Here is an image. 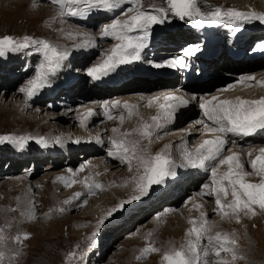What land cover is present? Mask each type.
I'll return each mask as SVG.
<instances>
[{"label":"rangeland","instance_id":"rangeland-1","mask_svg":"<svg viewBox=\"0 0 264 264\" xmlns=\"http://www.w3.org/2000/svg\"><path fill=\"white\" fill-rule=\"evenodd\" d=\"M12 1H15L14 4ZM30 1L31 0H8L7 4L3 3V0H0V36L12 35L17 39H22L23 36L27 35L35 39L47 40L50 43L58 45L61 50L67 49L70 55L68 59L63 62L62 67L56 72V74L50 77L51 86L41 90L38 95L31 99V101L26 98L24 93L20 92V89L25 87L28 80L35 74L38 64L43 60L42 54L36 52L33 48H27L19 52L9 53L6 57H0V69L2 68L0 71V135H30L33 137H45L49 139V141L54 140L56 137H60L62 140L66 137H74L75 140L79 139L83 146L86 145L85 147L87 149L84 147L85 152L93 150L95 155L99 156L98 158L102 160L104 159L102 164L103 167H105V165L109 166V163H112V171H116V173L121 172L119 174L115 173L116 175L114 176H110L112 171L110 173L108 171H102L100 173H96L95 171L90 172L88 170L89 159H86L88 157L86 154H81L84 152L81 151V149H78L74 155V161H76V163L70 168L73 172L77 173L74 177L77 180V183L70 188H65L62 183L58 182V177H61L62 175L69 177L68 164L71 162H69L65 156L58 157L60 160L56 157L53 159H46L47 157L45 155L47 154L44 153V155H42V153H34L28 150L27 152L30 153L17 157V154L14 155V153H10L12 152V147L15 146L8 143L0 144V228L5 229L4 234L9 238L15 237L17 234H27L30 237L27 240H23L22 244H16L11 239L8 240L7 247L3 249L6 256L11 257L16 252H18L19 255H16L12 260H6L5 264H160L163 251L168 247L170 241L177 247L184 241L185 233L190 227L187 220L189 218H199L198 216L200 213L193 210V207L192 209H187L188 206H190V200L191 202H196L193 201V199L195 200L197 197L194 195L191 196V194L196 192L199 195L203 191V185L210 183V174L208 173L207 176H205L206 178L201 180V185L199 182L197 184V181H194V186L197 185V188L195 191L190 192L187 190L188 187L186 189V186L190 184L189 181H187L188 176L183 178L184 174L179 173L167 177L164 183L159 184L160 186L153 185L149 189L147 195L141 197L139 200H134L131 203L126 204L123 210L115 212L111 217H106V213L109 209L115 207L122 201L128 200L133 195V185L128 184V186L125 187L124 183L125 181H130L136 174L135 165L133 166V171L130 172L126 164L121 163L120 161L116 162V160L107 155V151L111 146L110 139L113 136L111 129L119 128L121 132L130 131L139 123V116H141L144 121L150 122L154 108H148L145 105L142 107L140 106L139 115H134L131 118L127 117V113L123 108H119V110L116 108V116L121 114L125 115V121L123 124H121L118 119L113 120L115 122H112V120L111 122L110 120L106 121L108 119L104 116L103 112L100 113L102 109L99 106L95 107L97 110H95V113L97 115H99L98 113L102 114V117H99L94 123L86 124L87 122L85 121V123L81 125L80 120H77V116H81L89 110L88 106L93 103L95 105L98 103L103 107L102 104L108 102L110 104L112 101L120 100L121 98L125 99V94L130 96L128 94L130 92L135 93L137 97L149 95L147 94V91L134 92L135 89H132L130 85L125 87H123V85L122 88L110 90V93L105 96L104 93L107 91H97L93 97L94 99L88 97L90 96L89 94L94 93L89 90V86L93 87L95 84L92 81V78L86 74L87 70L91 66L99 63L109 48L117 43L110 37H107V39L106 37H102L100 31L101 27L111 23L113 19L116 18L126 19L123 12L129 8H134L135 5L123 4L113 12H109L110 17L102 20L95 19L94 21H89L88 24L92 25L86 26L84 21L81 22L80 20H75L73 17H65L61 20L58 17V6L53 4L51 0H38V9H34L32 4L29 3ZM256 1L257 0H198V4L202 15H209L216 9L222 11L235 9L241 12H252L256 9ZM261 2L264 3V0H261ZM142 3L144 9L147 11H151L156 7L167 6L166 0H142ZM47 12L50 13V16L49 13L46 14ZM129 14L131 15V13ZM172 17L176 16L172 15ZM75 18L81 19L80 17ZM177 18L179 19L178 23H180L178 25L173 24L169 19L165 20L162 24L154 25L152 27L151 37H155L156 35L159 36L158 45L154 47V51H152L153 48L150 50V46L153 44L152 38L150 37L148 46L141 53L143 59L148 62L147 64L149 65L150 70L159 74H175V78L168 81L166 80V82H163L162 84L157 82L161 81L158 79L147 84L149 86L152 85V93L155 94L160 92L162 96L168 93H180L181 90L178 85L181 84L182 81H186L188 83L187 86H194L196 91L184 92V94L191 97L196 96V100H201V98H210L212 95L217 94L220 89L234 84L233 79L235 77V69H231V61L228 60L227 57L223 59H221L222 57H219L217 60H213L217 64L219 62L220 65L224 64L226 61L230 63L231 68L221 71V74H214L210 69L209 72L197 71L193 73L192 76L184 77L186 76V73L180 71L178 68L154 67L157 63H166L169 59L180 55L181 52H178V50L184 48L188 44L191 43L197 45L196 39H186L181 41L183 38L180 34L184 36L185 32H187L186 27L190 26L185 25L186 23L179 17ZM197 19H199V17ZM185 21H190V25H196L195 19L190 20L187 18ZM259 22L260 21L258 20L233 21L225 18L221 24H203L200 27L204 32L212 31L216 38L221 37L220 41H223L226 39V33L237 32V28H239L237 35H239L240 32L243 31L240 30L243 24L248 23L246 28H249L250 26L253 28L254 26V31L256 29H263L264 24H258ZM206 27L211 29H207ZM196 30L198 31L197 27ZM69 34H71V36ZM200 34L202 35L201 32ZM211 34L212 33H210V35ZM85 35L94 38V47H76V45L83 43ZM251 40L255 41V39L252 38ZM176 42H178V45ZM176 45L177 48L174 49ZM190 46L192 45H188L186 48ZM91 48H93L94 51ZM155 52H158V55L152 56L150 59L149 56ZM157 56H159V58H157ZM71 61H74V65L69 64L72 63ZM82 61H84V63H81ZM232 63L234 67L237 66V62ZM78 69H81L80 72ZM237 69L244 70V68H239V66ZM252 69H258L257 71L262 72L264 71V65L263 67L257 65ZM231 70H234L233 73ZM12 71H17V73L11 75ZM257 71L255 72L257 73ZM237 73L243 74L242 76L256 74H250V72ZM70 74L75 78H78V82L83 88V96L85 97L82 98V100L74 99L72 101V97H74V93L78 92V88H75V92L73 94L69 93L70 96H65L63 100L60 98L61 96L57 98L60 92H63L64 94L69 92L71 88L74 89V86L68 90L62 88L66 76ZM158 76L159 75H157V77ZM228 76L229 79L232 78V81L226 83L224 78ZM258 78L260 81L264 80V78ZM81 80H83V82ZM9 81H15V84L13 89L8 90L7 95H5L7 90L6 87H8L7 82ZM168 82L172 83L169 85ZM245 85V87L243 85H238L235 90L229 91L226 94L222 93L221 99L229 97L233 98L236 97L237 94L241 95L243 91L245 92L244 88H247V82ZM249 88L257 90L263 89L260 86ZM93 89L94 88H92V90ZM88 90L89 93L86 95ZM52 91L53 94L50 95L49 93ZM261 91L264 92V89ZM163 92H165V94ZM233 92H235L234 95ZM246 94H249V92L247 91ZM13 96L17 97L15 98ZM66 99L67 101H65ZM129 101L130 100L123 101V103H128ZM71 103L73 104L71 105ZM198 109L200 110L199 114L202 117L198 102H195L193 110H188V112H190L185 120H182L180 123H177L179 120H176L174 122L176 124L172 125L171 128L160 130L159 132L161 134L159 133V138L155 139L150 146L151 153L156 154L167 148L171 157L177 164H179V161L177 162L176 159L180 157L179 145L182 141L175 142L174 145H167L166 142H163L165 139H170L171 133L179 132L181 131V127L184 129V127H188L187 125L193 124V121L191 120L197 119V116L196 114L193 116L191 114L193 113L192 111ZM56 116H65L69 117V119L74 118L73 126L70 128L68 127V124L62 125L54 123L52 120L55 119H52V117L55 118ZM195 122L196 121H194V123ZM209 123L211 124V122ZM102 130L104 131V135L100 136L103 132ZM199 131V135H195V138L190 139L187 142L189 148L194 147V144L197 142L196 140L201 138L203 126L199 128ZM181 135L183 136V134ZM97 136L102 140L104 139L103 144L95 142V137ZM187 137H189V133ZM228 139L229 145L225 148L226 152L229 148H232V141H236V139L233 140L229 137ZM261 140L263 141H248L243 145H238L236 147H241L243 152L246 153V149L252 147V145L253 147L264 146V139ZM28 143H31V145L36 148L40 146L35 140L29 141ZM144 143L146 144L147 142L145 141ZM62 144L50 143V148L54 149L55 147L59 151H64L66 148L62 146ZM72 144H76L75 148H78L79 145L82 146V144L79 143ZM236 144L237 143L234 145ZM81 146H79V148ZM90 147L92 148L88 149ZM4 153H7V155ZM33 156H37V158H34ZM107 157L112 160H108ZM8 158H12L13 161L8 162ZM39 159H43L44 161H42V163L38 161V164L41 163L38 168L39 170H34L35 174L33 173L34 175L30 176V173L33 171V165H29L30 160ZM179 160L181 159L179 158ZM246 160L247 158L245 156V168L246 170H250ZM63 162L64 165L62 164ZM54 164V171L56 172H54L51 179H45L44 177ZM11 165H16V167H18L16 172H8V168H10ZM82 167L84 168V171H86V174L84 171H80ZM224 170L225 169H221V171ZM83 174L84 176H82ZM21 177L26 178L31 185L32 183L36 184V182L44 179L42 180V184L34 185L30 190V197L25 206H23L22 201L15 198L17 194L13 195V198L10 196V194L14 192V189L12 188L9 190L7 188V184H9L11 178L21 179ZM85 177H94L97 182L104 185V190H98L96 195L89 196L87 194V188L83 183ZM169 180L170 183H168ZM250 180L251 182H259V178L257 177H251ZM165 185H168L169 187H166ZM180 185L185 188L182 192H180L181 190H178L179 187L180 189L183 188ZM21 186L22 185H20V187ZM47 187L54 190V194H52L54 197L52 195H47L45 192ZM6 190L9 191L7 196ZM72 190H74V192L69 196L61 199L59 198L64 192H72ZM174 191H177L176 193L180 194V199L177 195L172 196V199L168 197L172 195ZM186 191H188V195L185 194ZM44 192L45 194L43 195ZM77 192L83 193L80 197H83L82 199L73 200L71 204L62 203L65 200L71 199ZM178 199L179 201L175 206L168 207L170 210H173L169 211L166 206L170 204L171 200H173L172 202H175ZM198 199H200L199 201H202L200 203L204 202L203 204L205 207L203 211H205V208L207 209V212H205L208 215V219L214 225V231L219 229L215 228L216 223L222 221L223 227L219 230L230 234L235 233L238 237V253L242 255L244 259L236 260L234 264H264V211H260L257 208V214L255 216H244L241 214V222L236 223L235 220H224L215 214V202L213 197H201L199 195ZM84 200H87L86 206H82ZM30 201L34 202L35 220H28L21 215L22 211H27L29 209ZM80 201L81 203L79 206L77 203ZM60 207L65 209L63 214L53 211V209ZM12 209H15V211H12ZM157 216H161L159 222L156 220ZM101 218H104V223L102 225L99 224ZM6 225H10V227H6ZM141 227L144 229L140 230ZM148 232L153 233L152 240L155 241V246L161 249V251L158 254L149 255L146 259L138 260L137 256L140 255L141 249L147 245L146 236ZM204 243L206 244V240ZM71 253H74L75 255L70 261L68 257ZM207 259L213 260L215 257L209 256ZM225 259H230V257L225 255Z\"/></svg>","mask_w":264,"mask_h":264},{"label":"snow or ice","instance_id":"snow-or-ice-1","mask_svg":"<svg viewBox=\"0 0 264 264\" xmlns=\"http://www.w3.org/2000/svg\"><path fill=\"white\" fill-rule=\"evenodd\" d=\"M58 6V17L63 20L65 17H88L90 13L103 11L113 12L123 4L135 5L123 12L126 19L116 18L101 29L102 37H110L117 43L111 47L104 55L103 59L87 70V75L94 80L115 72L121 65H129L141 60V53L148 46L152 35V27L165 22L169 13L183 20L185 17L196 20V27L203 24L217 25L223 23L225 18L233 21L258 20L264 23V13L241 12L235 9L222 11L216 9L209 15H202L198 0H166V7H156L151 11L144 9L142 0H51ZM39 6L38 0H34L32 7ZM131 13V15L129 14ZM199 17V19H197ZM239 28H237V31ZM71 36V34H69ZM93 37L85 35L83 43L76 47H94ZM264 50V45L261 46ZM33 48L41 53L43 60L38 64L35 74L28 80L25 87L20 89L28 100L39 94V92L51 86L50 77L62 67L63 62L68 59L70 53L67 49L61 50L58 45L47 40L35 39L31 36H23L17 39L12 35L0 36V57H6L9 53L19 52L23 49ZM199 51L198 47H188L184 52V57H191ZM156 68H179L187 67L185 59L177 56L169 59L166 63H157ZM247 87H264V80L256 81L254 76H241L236 84L228 85L218 91L210 98H202L198 102L199 108L211 126L201 119L195 123L203 126V135L210 138L202 139L193 148H189L186 141H182L180 147V157L182 163L179 165L171 157L166 148L164 151L152 154L150 146L155 139L159 138V131L164 129L176 119L177 112L186 108L190 101L183 95L168 93L163 96H155L146 101L145 106L157 108V114L151 117V122L142 118L136 127L127 132H121L119 128H112L114 134L110 139V148L107 155L114 160L120 161L128 166L130 172L135 165L136 174L130 181H125L124 186L133 185V195L125 201L120 202L115 207L109 209L106 217H111L115 212L124 209L126 204L148 194L153 185L164 183L165 179L174 176L177 167H189L203 170L210 174V183L203 185L201 197L209 196L214 198L215 214L224 220H235L241 222V214L244 216H255L257 208L264 211V147L249 148L246 152V162L250 170L245 168V158L240 152L231 148L226 152L229 145L228 136L249 137L258 131H264V96L258 99H245L240 96L235 98L221 99L222 93L235 90L238 85ZM255 82V83H253ZM196 97L193 96L192 100ZM140 105L129 104L116 100L111 105H103L104 115L108 120H119L121 124L125 121V115L115 116L112 113L114 108H123L127 117L139 115ZM95 113L87 110L78 117L81 125L91 118ZM137 137V138H132ZM35 140L40 146L47 148L50 143L62 144L60 137L49 141L45 137H33L30 135H0V144H11L23 149L29 141ZM147 142L146 144L144 142ZM95 142L103 144L104 141L95 137ZM73 143H80L79 139ZM236 142L232 141L234 145ZM221 169H225L221 171ZM71 176L58 177V182L65 188H70L77 183L74 178L77 173L68 170ZM80 171H84L82 167ZM251 177L259 178V182H251ZM87 188V194L94 196L98 190L103 191L104 185L97 182L94 177H85L83 181ZM81 193L77 192L71 199L62 203L71 204L73 200H79ZM191 203V200L189 201ZM87 200L82 202L86 206ZM203 203L193 205V210L200 213L199 218H189L190 225L185 233L184 241L177 247L173 242H169L168 247L163 251L160 264H234L236 260L244 259L238 253V237L235 233H227L221 230L214 231V225L208 219ZM15 211V209H12ZM53 211L63 214V207L53 209ZM173 211V210H169ZM21 215L28 220H35L34 202H29V209L22 211ZM50 216V213H49ZM157 222L161 216L156 217ZM104 223V218L99 220V224ZM10 227V225H6ZM5 229L0 228V264H5L6 260H12L16 255L6 256L4 248L11 239L16 244H22L23 240L30 237L27 234H17L15 237H7ZM153 233L148 232L146 236L147 245L141 249L137 259H146L149 255L160 253L161 249L155 246L152 240ZM206 240V244L204 243ZM74 253L69 254V260L74 257ZM225 255L230 259H225ZM209 256L215 257L213 260L207 259Z\"/></svg>","mask_w":264,"mask_h":264},{"label":"bare ground","instance_id":"bare-ground-1","mask_svg":"<svg viewBox=\"0 0 264 264\" xmlns=\"http://www.w3.org/2000/svg\"><path fill=\"white\" fill-rule=\"evenodd\" d=\"M15 2V1H14ZM14 2L12 1V3L14 4ZM33 2H34V0H31L29 3H31V4H33ZM257 2V4H256V6H255V11L256 12H262V13H264V3L263 2H261V0H257L256 1ZM3 3H7L8 4V0H3ZM10 4V3H9ZM19 4H22V3H19ZM39 8V7H38ZM37 7H36V9H38ZM35 9V8H34ZM49 12H47L46 14H48ZM49 16H50V13H49ZM53 18V17H52ZM54 19V18H53ZM73 19H75V20H80L81 21V19H78V18H75V17H73ZM91 19V18H90ZM98 19V18H97ZM90 21V20H89ZM89 21H84L85 23H86V26L87 25H92V24H88V22ZM53 23V22H52ZM56 23V22H55ZM253 23H257V22H253ZM248 24V23H247ZM247 24H243L241 27L242 28H246V26H247ZM258 24H264V23H258ZM85 25V24H84ZM245 25V26H244ZM236 26V25H235ZM235 26H233V27H235ZM264 26V25H263ZM90 27V26H89ZM194 30H187V32H185V34H184V36L182 35V34H180V36L183 38L181 41H184V40H186V39H188V40H192V39H196L197 40V45H195V44H188V45H192L193 47H200L201 46V44H202V41L203 42H206V43H211L212 42V40H211V37H210V33H212L213 34V32L212 31H205L204 32V30L203 29H201V27H197V29H198V31L196 30V27L194 26ZM207 28V27H206ZM207 29H211V28H207ZM258 30H260V32L261 33H257V34H254L253 36H252V38L253 39H256V41H259L260 42V46H259V49L258 50H260L261 52V55L258 57V58H256L255 60H253V61H250L248 64L246 63V64H244L243 66H241V64L240 63H238L237 65L239 66V68H244V70H241V69H237V67H234L233 66V63L231 62V65H232V68L230 67L231 65H230V63L228 62V61H226L224 64H222V65H220L219 64V62H218V64L216 63V62H210V63H208V68L206 69V70H203L204 72H206V71H210V69L212 70V72H214V74H219L221 71H225L226 69H228V68H231V69H235V72H234V75H235V77H234V79H233V81H234V84L235 83H237V81H238V79L243 75V74H238L237 72H243V73H247V72H250V74L251 73H256L255 71H257L256 69L255 70H253L252 68L253 67H255V66H257V65H259V67L260 66H262L263 67V65H264V50H262V45H264V28L263 29H258ZM202 33V35L200 34V32ZM177 34H179V33H177ZM187 37V38H186ZM190 39H189V38ZM168 38H170V37H168ZM218 38H220L221 39V37H218ZM171 39V38H170ZM227 40H228V38H227V36H226V39L225 40H223V41H220V44H219V46H226V42H227ZM176 44L178 45V42H176ZM158 44L157 43H155L153 46H151V47H155V46H157ZM187 45V46H188ZM187 46H185L184 48H182V49H180V50H178V52H181L182 53V51L187 47ZM248 47H250V45H248L247 44V42H246V44H245V49H247ZM92 50H93V48H91ZM155 49V48H154ZM245 49L243 50V52L245 51ZM252 49V48H251ZM250 49V50H251ZM182 50V51H181ZM94 51V50H93ZM256 52H257V50L253 53L254 55L256 54ZM180 53V55H182ZM177 54V53H176ZM145 55H147V54H145ZM156 55H158V52H155V53H153L152 55H150L149 56V58L151 59V57L152 56H156ZM178 55V54H177ZM224 54H222V58L221 59H223V58H225L226 57V55H224ZM179 56V55H178ZM157 58H159V56H157ZM156 58V59H157ZM251 58H252V56H251ZM85 61V60H84ZM84 61H82L81 63H84ZM72 62V61H71ZM74 62V61H73ZM69 63L70 65H74V63ZM141 62H142V64L141 65H145L146 67H149V65L147 64L148 62L146 61V60H144L143 59V57L141 58ZM194 62V63H193ZM193 62L192 61H189V64L191 65V66H193V64H195V65H198L199 63H200V61H198L197 59H193ZM188 63V60L186 61V64ZM127 66H134V65H127ZM81 67V66H80ZM2 69V68H1ZM1 69H0V71H1ZM197 69H199V68H197ZM80 70L81 69H78V71L80 72ZM199 70H201V69H199ZM3 71V70H2ZM70 71V70H69ZM196 71V68H188V71L187 72H192V74L194 73ZM233 71L234 70H231V72L233 73ZM15 73H17V71H12L11 72V75H14ZM78 73V72H77ZM203 73V72H202ZM235 73H237V74H235ZM211 74V73H210ZM221 74V73H220ZM80 75V74H79ZM166 75H169V74H166ZM69 76V77H68ZM68 76H66V80L64 81V86L66 85H69L71 82H73L74 81V89H70L69 90V92H66V93H64L63 94V92H60L59 94H58V96H57V98H59V96H61L60 98L63 100L64 99V97L65 96H70L69 95V93H74L75 91V88H78L77 90H78V92L77 93H74V97H72V101L75 99H80V100H82V98H84L85 96H83V88L80 86V83L78 82V78H75L73 75H68ZM82 76V75H81ZM211 76V75H210ZM231 76H233V75H231ZM251 76H254L255 78H256V81H260V80H258L259 78L258 77H261V78H264V71H262V72H259V71H257V73L255 74V75H251ZM158 80H161L162 81V83L163 82H166V78H161V79H158ZM224 80H226V83L227 82H230V81H232V78L231 79H229V76L228 77H225L224 78ZM82 82H83V80H81ZM150 83H152L151 81H146V80H138V79H134V80H131V81H123V84L122 85H120L119 87H116V88H122V86L123 87H125V86H131V88L132 89H135V91L134 92H144V91H147L148 93L147 94H149V95H145V96H138L137 97V95H135V93H128L130 96H127V94H125L126 95V97H125V99L124 98H121L119 101H121V103L123 104V101H127V100H130L128 103L129 104H134V105H140L141 107L142 106H144L145 104H146V101L148 100V99H150V98H152V97H155V96H162L161 94H160V92L159 93H152L153 92V90H151L152 89V85H147V84H150ZM169 83V82H168ZM167 83V84H168ZM170 83H172V82H170ZM170 83H169V85H170ZM14 84H15V81L14 82H7V86L8 87H6V94L5 95H7V91L8 90H10V89H13V87H14ZM134 84V85H133ZM139 84V85H138ZM146 84V85H145ZM157 84V83H156ZM187 82L186 81H182L181 82V84H180V86H179V88H180V90H181V92L180 93H175V94H177V95H183L185 98H188L189 99V101H190V103H189V105L186 107V108H182V109H180L178 112H177V114H176V117H179L180 119H178L179 121L177 122V123H180L182 120H185V118L187 117V115H185L187 112H188V110H193V108H194V103L195 102H199L200 100H192V97L191 96H189V95H185L184 94V92H194V91H196V88L194 87V86H192V85H190V86H187ZM63 86V87H64ZM244 87L246 86V85H243ZM92 88H94L93 90H92ZM248 88V89H247ZM247 88H244L245 89V92L242 94L241 93V95H239V94H237L236 96H240V97H243V98H245V99H258V98H260L261 96H264V92H262L261 90H263L264 89V87H262L263 89H260V90H257V89H251V88H249V87H247ZM104 90H101V89H99V90H96V87L95 86H93V87H90L89 86V90L90 91H92V92H94V93H92V94H89L90 96H88V97H90L91 99H94L93 97L95 96V94L97 93V91H107L106 93H104V96L105 95H107L108 93H110L109 91L110 90H113V89H115V88H103ZM106 89H108V90H106ZM89 90H88V92L86 93V95L89 93ZM243 90V89H242ZM250 90H252V91H250ZM51 91V90H50ZM241 91V90H240ZM247 91L249 92V94H246L247 93ZM48 92H49V90H48ZM126 93V92H125ZM164 94H165V92H163ZM234 93L235 92H233V95H234ZM239 93V92H238ZM50 95L51 94H53V91L51 92V93H49ZM137 94V93H136ZM145 94V93H144ZM226 94V93H225ZM223 96V95H222ZM228 96V95H227ZM13 97H17V96H13ZM196 97V96H195ZM204 97V96H203ZM38 98H40V97H38ZM101 98V97H100ZM230 98V97H229ZM233 98H235V97H233ZM68 99H71V98H68ZM202 99V98H201ZM65 101H67V99L65 100ZM92 102V101H91ZM109 103V102H108ZM61 104V103H60ZM73 103H71V105H72ZM111 104V103H110ZM109 104V105H110ZM66 105V104H65ZM97 105H99L98 103H96V105L93 103V104H91V105H89L88 106V109H90V110H92L94 113H95V107L97 106ZM102 105H104V104H102ZM153 108H154V112L152 113V116L153 115H156L157 114V108L155 107V106H153ZM118 110H119V108H117ZM97 111V110H96ZM114 111H115V109L114 110H112V113H114ZM16 112V111H15ZM104 113V110H102L100 113ZM140 112V111H139ZM98 113V112H97ZM100 113H98L99 115H97L96 113H95V115H93L91 118H89L88 120H86V124H92V123H94L95 122V120H97V119H99V117H102V114H100ZM116 111H115V113L113 114V115H115L116 116ZM200 110L198 109V110H194L193 111V113L191 114L192 116L193 115H195L196 114V116H197V119H195V120H191V121H193V124H191V125H187L188 127H184V129L181 127V131H179V132H176V133H171V136H170V139H165V141L163 142V143H165L166 142V144L167 145H169V144H175V142H180V141H186V142H188L190 139H193V138H195L196 136L195 135H199L200 134V131H199V128L202 126V125H200V124H197V123H194V121H198V120H201V119H203V120H205L203 117H201L200 116ZM78 114H79V112H78ZM77 114V115H78ZM80 115H78L77 116V120H79L78 119V117H79ZM105 116V115H104ZM106 117V116H105ZM50 118V117H49ZM107 118V117H106ZM142 117L141 116H139L138 117V121H140V119H141ZM52 119H55V120H52V121H54V123H56V124H64V125H67L68 124V127H70L71 128V126H73V119L74 118H70L69 119V117H61V116H56L55 118L54 117H52ZM106 120V119H105ZM75 121V120H74ZM106 121H109V120H106ZM105 121V122H106ZM110 122H111V120H110ZM112 122H115V121H113L112 120ZM151 122V121H150ZM205 122L206 123H208L210 126H211V124L208 122V121H206L205 120ZM111 124V123H110ZM174 124H176V123H171V124H169V125H167L165 128L166 129H169V128H171L172 127V125H174ZM111 125H113V124H111ZM59 126V125H58ZM75 126H76V124H75ZM102 126V125H101ZM99 127V126H98ZM73 129V128H72ZM100 130V129H99ZM98 130V131H99ZM107 130V129H106ZM105 130V131H106ZM112 130V129H111ZM103 131V130H102ZM101 131V132H102ZM172 131V130H171ZM89 132V131H88ZM160 133V132H159ZM158 133V135H160ZM188 133H189V137H187V135H188ZM110 134L112 135V133L110 132ZM109 134V135H110ZM165 134V133H164ZM175 134V135H174ZM181 134H183V136L181 135ZM73 135V134H72ZM79 135V134H78ZM104 135V131L102 132V134H100V136H103ZM114 135V134H113ZM163 135V134H162ZM172 135H174V136H172ZM81 136H84V135H81ZM169 136V135H168ZM166 137V136H165ZM164 137V138H165ZM205 138H210V137H206V136H204L203 135V133H202V136H201V138H199L198 140H196L197 142L194 144V147H195V145L196 144H198L202 139H205ZM84 139V138H83ZM90 139V138H89ZM236 139V145H233L232 146V150H234V151H237V152H240L241 154H242V156H244V158H245V156H246V153L245 152H243V150L241 149V147H236V146H240V145H243L244 143H246V142H248V141H252V140H255V141H263V140H261V139H264V131H258L256 134H254L253 136H249V137H236L235 138ZM75 139H74V137H66L64 140H62L63 142H65V143H63L62 144V146H64L66 149L63 151V150H61V151H59V150H57L55 147H54V149H55V151L56 152H61V153H59V155H58V157H60V156H65L66 158H67V160L69 161V162H71L70 164H68L69 165V167H68V169H70V168H72L74 165H75V163H76V161H74V155H75V152H77L78 151V149L80 150L81 149V151H83L84 153H81V154H86V156L88 157V158H86V159H89V161H88V167H89V171L90 172H93V171H95L96 173H100V172H102V171H108L109 173L112 171V169H111V166H113V164L112 163H109V166H107V165H105V167H103L102 166V164H103V161H104V159L102 160V159H100V158H98L99 156H97V155H95V152H93V150H90L89 152H85L84 150H85V146H83V144L82 143H79V144H82V146L81 145H79V146H81L80 148H79V146H78V148L76 147L75 148V145L76 144H72L73 143V141H74ZM104 140V139H103ZM81 142V141H80ZM87 142V141H86ZM71 143V144H70ZM256 144V143H255ZM31 144H28V146L26 145L25 146V151L27 152L28 150H30L31 152H32V150H35V151H40V149L39 148H41L40 146H38V148H36V147H34V146H30ZM103 146V145H102ZM191 146H193V145H191ZM51 147V145L49 146V147H47V149H51L50 148ZM53 147V146H52ZM85 147V148H84ZM99 147V146H98ZM259 147H264V146H254L253 147V145H252V147H250V148H256V149H259ZM92 147H90V148H88V149H91ZM93 148H94V146H93ZM96 148V147H95ZM102 148V147H101ZM193 148V147H192ZM87 149V148H86ZM103 149V148H102ZM249 148H247L246 149V151L248 150ZM97 150V149H96ZM17 151H18V148H17V146H15L14 148H13V151L12 152H10V153H17ZM46 150H43V152H45ZM245 151V150H244ZM4 154H6L7 155V153H4ZM34 158H37V156L35 157V156H33ZM57 157V158H58ZM63 158V157H62ZM66 158H65V160H66ZM108 158V160H110V158L109 157H107ZM180 159H181V157H179ZM179 158H177L176 160H177V162L179 161V164H180V161H181V163H182V160H179ZM46 159H53L52 157H47ZM59 159V158H58ZM60 160V159H59ZM112 160V159H111ZM110 160V161H111ZM8 162L10 161H13V159L12 158H8V160H7ZM38 161H40L41 163H42V161H44L43 159H39V160H30V163H29V165H33V168H32V172L30 173V176L31 175H34L35 173V171L34 170H39L38 168L40 167V164L41 163H39L38 164ZM58 161V160H57ZM73 161V162H72ZM83 161V160H82ZM87 161V160H86ZM7 162V163H8ZM59 162H61V161H59ZM116 162H117V160H116ZM28 163V162H27ZM58 163V162H57ZM56 163V164H57ZM53 164V163H52ZM63 165H64V162L62 163ZM178 164V165H179ZM5 165H6V162H5ZM60 165H61V163H60ZM67 165V166H68ZM12 166V167H11ZM10 166V168H8V172H16L17 171V169H18V167H16V165H11ZM54 167H55V164H54V166H52L50 169H49V171L47 172V174H46V176L44 177L45 179H51L52 178V176L54 175V172H56V171H54ZM1 168H2V166H1ZM46 169H48V168H46ZM72 170V169H71ZM28 171H29V169H28ZM36 171V172H37ZM175 173L176 174H179V173H182V174H184L183 175V178L184 177H186V176H188V180L187 181H189V183L190 184H188V186H186V189H187V187H188V189L187 190H189V192L190 191H195V189L197 188V185L196 186H194V181L196 182L197 181V184H198V182L200 183V185H201V180L202 179H204V178H206L205 176H207V174L208 173H206L205 171H203V170H199V169H192V168H189V167H177L176 169H175ZM121 172V171H120ZM120 172H117L116 173V171H112V173H111V175L110 176H114V175H116V174H119ZM184 172H186V173H184ZM27 173V172H26ZM34 173V174H33ZM82 173V172H81ZM84 173L86 174V171H84ZM116 173V174H115ZM104 174V173H103ZM68 175V174H67ZM63 176V175H62ZM69 176H71V173H69ZM82 176H84V174L82 175ZM122 176V175H121ZM120 176V177H121ZM25 177V176H24ZM28 177V176H27ZM42 180H44V179H42ZM42 180H40L39 182H36V184H33L32 183V185L27 181V179L26 178H22L21 177V179H10L9 181V184H7V188L10 190V189H14V192L12 193V194H10V196L13 198V195H15V194H17V196L15 197V198H17L18 200H20V201H22V203H23V206H25L26 204H27V200H28V198L30 197L29 196V194H30V190L33 188V186L34 185H38V184H42ZM179 181H181V180H179ZM49 182V181H48ZM168 183H170V180H169V182ZM178 183V182H177ZM44 184V183H43ZM182 184V183H181ZM20 185H22L21 187H20ZM164 185V184H163ZM162 185V186H163ZM183 185H184V183H183ZM160 186V185H159ZM166 187H169L168 185H165ZM181 186V185H180ZM181 187H183V186H181ZM58 189V188H57ZM169 189V188H168ZM185 188L183 187V188H181L180 189V187H179V189L178 190H181L180 192H182V190H184ZM19 190V191H18ZM75 190V189H74ZM74 190H72V192H67V193H65L64 192V194H61L60 195V199L61 198H64V197H67V196H69L71 193H73L74 192ZM7 191V190H6ZM18 192V193H17ZM46 193H47V195H52V194H54V190L52 189V188H48L47 187V189H46V191H45ZM45 192L43 193V195L45 194ZM177 191H174L173 193H172V195H170V196H168L169 198H171L172 199V196H175V195H177L178 197H179V199H180V194H178V193H176ZM80 193V192H79ZM7 194H9V191H7V193H6V196H7ZM81 194H83V193H81ZM185 194L186 195H188L189 193H188V191H186L185 192ZM196 196L197 198L194 200L193 199V201H196V202H191L190 203V206H188V209L187 210H189V208L190 209H192V207H193V205L194 204H196V203H200V202H202V201H199L200 199H198V197H199V195L196 193V192H194L193 194H191V196ZM53 196V195H52ZM57 196V195H56ZM185 196V195H184ZM54 197V196H53ZM83 198V197H82ZM82 198H80V199H82ZM104 198V197H103ZM177 198V197H176ZM31 199V198H30ZM45 199V198H44ZM44 199H42V200H44ZM179 199L178 200H176L175 202H172L173 200H171L170 201V204L169 205H167L166 207H167V209L168 210H170V208H168V207H171V206H175L177 203H178V201H179ZM21 203V204H22ZM80 203H81V201L80 202H78L77 204L80 206ZM204 203V202H203ZM76 204V205H77ZM45 205V204H44ZM75 205V206H76ZM74 206V207H75ZM205 207V206H204ZM75 209V208H74ZM77 209H79V208H77ZM76 209V210H77ZM205 211L207 212V209L205 208ZM198 213V212H197ZM210 214V213H209ZM117 215V214H116ZM190 216V215H189ZM199 217V216H198ZM139 225H141V224H139ZM223 227V222L221 221V222H217L216 223V225H215V228L216 229H221ZM144 228L143 227H141L140 228V230H143ZM218 229V230H219Z\"/></svg>","mask_w":264,"mask_h":264}]
</instances>
